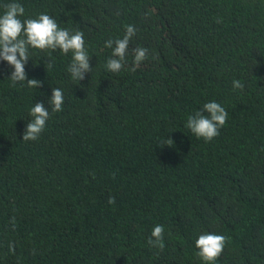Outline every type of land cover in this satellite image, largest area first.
Returning <instances> with one entry per match:
<instances>
[{
    "label": "trees",
    "instance_id": "16d2710c",
    "mask_svg": "<svg viewBox=\"0 0 264 264\" xmlns=\"http://www.w3.org/2000/svg\"><path fill=\"white\" fill-rule=\"evenodd\" d=\"M12 2L21 21L82 31L92 71L73 80L71 52L29 47L36 89L0 59V264H205V233L227 238L215 264H264V0H0V15ZM126 25L136 34L112 73L105 42ZM211 101L228 117L205 142L185 125ZM37 102L49 119L26 142ZM156 225L162 251L148 244Z\"/></svg>",
    "mask_w": 264,
    "mask_h": 264
},
{
    "label": "clouds",
    "instance_id": "9594fccd",
    "mask_svg": "<svg viewBox=\"0 0 264 264\" xmlns=\"http://www.w3.org/2000/svg\"><path fill=\"white\" fill-rule=\"evenodd\" d=\"M6 11L0 15V59L6 61L8 65L14 67L8 79L12 84L27 82L29 88L42 87V82L38 79H28L25 71V64L29 60L28 49L52 50L57 49L65 55L71 52L72 61L68 67V72L73 80H83L86 73L92 71L90 58L85 49L84 33L80 30L70 33L67 29L59 28L56 21L47 14L41 13L37 18H29L21 21L25 9L18 2L8 3ZM136 34V28L126 25V32L123 38L115 40L109 39L105 42L106 48L112 49L111 57L108 59L106 68L109 72L118 73L126 63V56L130 40ZM133 67L130 71H136L141 63L147 59L148 49L137 47L132 50ZM49 63L46 68H51ZM235 89L243 90L244 85L239 80L233 81ZM64 103L63 92L59 88H53L48 105L53 112L62 111ZM49 107H45L43 102H37L30 109L32 119L27 122L23 133V141H35L46 127L49 119ZM228 113L225 108L215 101L207 102L202 111H197L187 119L186 127L197 137L205 142H211L220 134V129L227 122ZM173 139L167 137L160 141L159 146H171ZM109 204L115 203V197H109ZM15 218H13L14 222ZM164 227L156 225L148 239V244L164 249ZM227 243L224 235L205 233L201 234L195 241V246L199 250L197 255L205 264H215L220 257ZM14 251V247L10 245Z\"/></svg>",
    "mask_w": 264,
    "mask_h": 264
}]
</instances>
